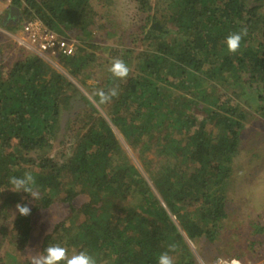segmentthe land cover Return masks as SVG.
<instances>
[{
	"label": "trees",
	"instance_id": "obj_1",
	"mask_svg": "<svg viewBox=\"0 0 264 264\" xmlns=\"http://www.w3.org/2000/svg\"><path fill=\"white\" fill-rule=\"evenodd\" d=\"M133 1L143 15L140 32L148 46L135 57L137 70L119 79L117 97L103 103L96 89L92 94L108 106L110 121L133 145L164 158L152 171L157 192L128 161L109 120L64 73L38 54L7 69L1 65L0 208L9 215L14 204L31 200L32 207L28 216L17 211L12 231L3 233L19 250L14 259L0 257V264H31L21 252L32 215L57 200L70 212L45 235L42 252L55 244L68 254L87 250L97 264H158L171 244L177 246L169 252L175 264H195L181 230L191 240L212 239L228 216V186L247 119L243 105L256 103L264 114V0H163L165 13L151 0ZM11 4L22 12L18 27L38 17L48 28L76 38L74 52L57 59L91 89L84 76L99 66L98 52L108 50L93 35L97 14L91 0ZM242 28L248 33L230 53L226 38ZM117 51L112 49V59L131 64ZM107 71L100 90L118 80ZM76 97L86 106L75 117L79 127L71 153L61 160L51 151L54 140L63 142V130L72 128L63 119ZM26 172L35 178L36 200L15 192L9 182ZM81 193L88 199L76 206ZM255 232L263 233L264 225Z\"/></svg>",
	"mask_w": 264,
	"mask_h": 264
},
{
	"label": "rangeland",
	"instance_id": "obj_2",
	"mask_svg": "<svg viewBox=\"0 0 264 264\" xmlns=\"http://www.w3.org/2000/svg\"><path fill=\"white\" fill-rule=\"evenodd\" d=\"M162 1L151 0L154 7H158V12L165 13L167 7L161 3ZM91 3L97 14L96 23L91 26L93 35L100 46L108 47L109 50L107 52L99 51L96 61L99 66L94 68V72H91L89 77L85 78L83 75L91 89L78 78L73 77L57 57L42 56V58L72 80L99 112L109 120L128 161L140 170L156 191L153 185L152 171L160 165V161L164 158L157 157L153 151L140 150V145H133L119 126L110 121L106 108L108 106L98 102L92 94L94 89L98 92L99 87L105 84L107 69L115 60L110 55L112 49L118 50L119 55H127V60L131 64L127 63L126 65L131 72L137 70L135 57L148 46V41L144 40V34L140 32L143 15L138 11L137 4L133 0H91ZM10 5L11 0H0V66L4 65L6 69L10 68L16 60L24 58L28 54H37L36 51L17 42L21 27H18L16 23L22 15L18 18L15 15L11 16L8 10ZM159 16L162 17L160 14ZM10 26L14 27L11 29ZM128 50H132V52H128ZM118 83L119 79L108 89L115 87ZM219 84L222 86L221 83ZM93 86H97L99 89ZM229 92L227 90V93ZM84 106H86V102L81 97L74 99L71 109L66 112L63 119V123L66 122L74 130L64 128L66 130H63L65 132L63 142L59 143L58 139L54 140L55 145L51 154L61 160L71 153L72 137L79 127L75 117ZM243 107L246 109L247 119L245 128L242 130L240 152L234 159L228 186L226 206L228 216L221 221L219 229L214 233L212 239L198 237L191 240L181 230L194 254L195 264H201V260L205 264H213L218 257L227 259L238 257L243 264H263L264 262V232H255L256 227L264 225V114L257 110L256 103H251V105L244 103ZM80 124L82 123L80 122ZM159 198L161 199L160 196ZM87 199V195L81 193L75 198L74 204L79 206ZM1 203L2 200H0V205ZM16 205L14 204L10 208L9 215L0 208V257H4L7 261L16 258L19 250V247L13 245L9 236L3 237V233H8V230L12 231L13 220L18 211ZM29 206L32 207L31 200H29ZM69 212L67 203L59 200L47 208L36 210L32 215L30 238L21 252V258L31 262L33 255L41 253L45 235L54 231L57 224L65 221ZM173 219L179 226V220L174 216ZM70 223L71 220L65 222L66 225Z\"/></svg>",
	"mask_w": 264,
	"mask_h": 264
},
{
	"label": "clouds",
	"instance_id": "obj_3",
	"mask_svg": "<svg viewBox=\"0 0 264 264\" xmlns=\"http://www.w3.org/2000/svg\"><path fill=\"white\" fill-rule=\"evenodd\" d=\"M248 29L242 28L239 32H233L226 38V44L230 53H236L241 46L243 38L247 35ZM109 71L117 79L127 78L130 68L126 63L117 58L112 62ZM100 101L103 103L110 102L113 97L119 95L116 87L110 88L107 91L101 89L97 92ZM10 184L13 185L15 192L28 193L35 200L39 198V193L35 189V178L30 172H26L22 177L13 176L10 178ZM16 209L20 215L28 216L31 214V208L28 204L17 203ZM176 245H169V251L163 252L158 256V264H175L174 259L169 252L176 250ZM31 264H97V259L89 254L87 250L78 253L68 254V249L59 244L48 246L43 252L32 256ZM201 264H205L201 260ZM215 264H229L223 257H218ZM230 264H240L239 260L233 259Z\"/></svg>",
	"mask_w": 264,
	"mask_h": 264
},
{
	"label": "built area",
	"instance_id": "obj_4",
	"mask_svg": "<svg viewBox=\"0 0 264 264\" xmlns=\"http://www.w3.org/2000/svg\"><path fill=\"white\" fill-rule=\"evenodd\" d=\"M17 42L31 48L41 56L57 57L58 55H71L75 50L77 40L75 37L63 35L48 28L38 17H32L22 23ZM224 259L229 264L233 259L239 260L237 258ZM216 260L217 258L213 264ZM240 264L243 262L240 261Z\"/></svg>",
	"mask_w": 264,
	"mask_h": 264
},
{
	"label": "water",
	"instance_id": "obj_5",
	"mask_svg": "<svg viewBox=\"0 0 264 264\" xmlns=\"http://www.w3.org/2000/svg\"><path fill=\"white\" fill-rule=\"evenodd\" d=\"M10 15L11 16H14L15 15V17H19V16H21V10H20V8L19 7H17V6H15V5H12L11 7H10Z\"/></svg>",
	"mask_w": 264,
	"mask_h": 264
},
{
	"label": "crops",
	"instance_id": "obj_6",
	"mask_svg": "<svg viewBox=\"0 0 264 264\" xmlns=\"http://www.w3.org/2000/svg\"><path fill=\"white\" fill-rule=\"evenodd\" d=\"M11 6H12V4L9 6V9H8V10H9V14H10V7H11ZM20 10H21V9H20ZM21 15H22V12H21Z\"/></svg>",
	"mask_w": 264,
	"mask_h": 264
}]
</instances>
